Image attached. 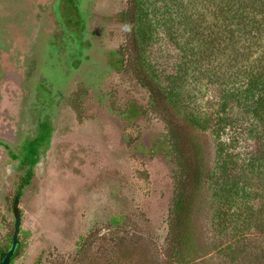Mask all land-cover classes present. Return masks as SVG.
Wrapping results in <instances>:
<instances>
[{"label":"rangeland","instance_id":"374dc122","mask_svg":"<svg viewBox=\"0 0 264 264\" xmlns=\"http://www.w3.org/2000/svg\"><path fill=\"white\" fill-rule=\"evenodd\" d=\"M142 2L152 25L151 41L143 43L150 74L165 89L178 91L184 115L208 119L213 128L223 116L226 86L217 77L227 68L213 44L207 52L206 47L201 54L189 52L190 30L180 17L191 7V29L205 37L212 24L199 18L205 7L201 0ZM128 5V0H0V143L14 155L22 148V157L13 160L0 146L5 252L15 230L13 202L27 179L18 202L19 254L12 264H88L92 251L122 264L172 261L166 250L177 172L175 159L163 156L159 146L167 133L162 117L168 104L160 98L164 104L155 112L134 72L135 58L120 57L121 49L130 52L142 42L139 27L145 28L137 24L131 33L119 21ZM232 113L244 126L251 121L242 110ZM185 132L195 141L199 163L211 166L217 143L211 130L187 125ZM223 134L231 152L259 150V140L235 127ZM235 175L242 179L238 170ZM212 186L203 183L194 206V264H264L263 235L253 229L236 235L231 225H221Z\"/></svg>","mask_w":264,"mask_h":264},{"label":"trees","instance_id":"16d2710c","mask_svg":"<svg viewBox=\"0 0 264 264\" xmlns=\"http://www.w3.org/2000/svg\"><path fill=\"white\" fill-rule=\"evenodd\" d=\"M128 1V7L119 14V21L129 27L131 33H135L137 24L142 23L145 28L139 27L142 42L131 45L133 48L130 52L125 47L121 49L120 57L125 60L130 53L135 58L134 72L141 86L151 94L150 105L155 112L156 107H162L165 102L168 104L166 106L168 112L163 108L166 115L162 117L167 133L160 138L159 146L163 156L175 159L177 175L166 250L168 258L172 261L166 263L194 264L197 252H192L194 242L191 221L197 194L203 183L211 186L214 184L211 190L218 201L215 215L221 225L225 224L227 227L231 225L236 235L247 234L253 229L264 237V0H201L205 11L199 18L205 23L209 19L212 20V24L208 25L210 32L205 37H203L204 31L196 33L191 29L193 24L191 7L184 8L180 16L185 19L186 26L190 30L188 32L191 37L186 45L194 48L189 52L197 54L198 51V54H201V49L206 47L207 52L210 44H213L216 54L223 59L221 67L227 68V73L223 72L217 77L222 80L221 85L224 86L225 83L226 86L220 108L223 116L217 119L213 128L208 119L191 117V114L184 115L179 110L182 103L178 91L175 88L165 89L156 77L150 74V67L143 52L145 51L143 43H150L152 34L149 28L152 25L146 19L142 0ZM210 35L214 39L213 37L209 39ZM226 56L229 59H226ZM235 109L249 115L251 121L247 126L240 124L241 120L233 117L232 112ZM176 123L179 125L176 126ZM187 125L202 133L211 130V135L217 142L212 154L214 159L211 166L199 163L197 160L198 148L195 141L185 135ZM229 127H235L240 135L248 133L259 140V150L249 155L231 152V146L223 139V133ZM237 170L243 180L235 175ZM229 172L234 175H228ZM253 179H258L259 184L253 183ZM26 180V178L22 180L24 183L20 184L15 197L17 200L15 199L14 202H19L21 199ZM214 180V183H209ZM257 199H261L262 202L256 207L253 201ZM6 252L0 246V259ZM18 254L19 249L12 262ZM87 257L90 261L88 264H97L99 261H105L106 264H122L117 260H111L109 256L103 257L93 251L87 254Z\"/></svg>","mask_w":264,"mask_h":264},{"label":"water","instance_id":"95a60500","mask_svg":"<svg viewBox=\"0 0 264 264\" xmlns=\"http://www.w3.org/2000/svg\"><path fill=\"white\" fill-rule=\"evenodd\" d=\"M17 200V199H16ZM18 201L14 202V208L16 213V222H15V230L13 234L12 244L9 250L4 253L0 259V264H12V259L17 253L19 249V234H20V228H21V212L18 208Z\"/></svg>","mask_w":264,"mask_h":264},{"label":"flooded vegetation","instance_id":"af4514ba","mask_svg":"<svg viewBox=\"0 0 264 264\" xmlns=\"http://www.w3.org/2000/svg\"><path fill=\"white\" fill-rule=\"evenodd\" d=\"M0 146H3V147H5L7 150H8V152H9V157H10V159H13V160H18L20 157H22V148H21V151L19 152V154L18 153H15V155L14 154H12L10 151L12 150L11 148H8V145H5V144H3V143H0ZM49 150V149H48ZM48 150H46L44 153L43 152H39V153H42L43 155H46L47 154V152H48ZM39 153H38V155H39ZM38 157V156H37ZM34 159H36V157H34L32 160H34ZM34 162V161H33ZM29 163V162H28Z\"/></svg>","mask_w":264,"mask_h":264}]
</instances>
